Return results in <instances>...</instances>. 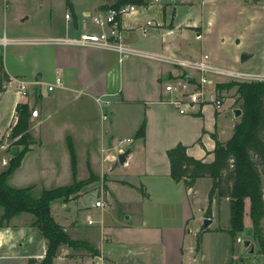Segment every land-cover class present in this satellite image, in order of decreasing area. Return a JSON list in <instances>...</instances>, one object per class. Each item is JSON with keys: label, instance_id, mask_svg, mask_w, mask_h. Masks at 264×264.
<instances>
[{"label": "crops", "instance_id": "crops-1", "mask_svg": "<svg viewBox=\"0 0 264 264\" xmlns=\"http://www.w3.org/2000/svg\"><path fill=\"white\" fill-rule=\"evenodd\" d=\"M211 1L214 0H206L205 3ZM113 2L91 0L79 4L72 0L70 20L65 19V13L62 22L56 23L50 19L40 28L23 29L19 33H15L16 27L7 24L5 15L2 16L0 41L7 38L9 42L6 45L0 44V58L9 81L0 95V172L6 170L9 160L21 150L7 143L6 137L16 123V107L26 103L31 115L36 112V116L32 115L29 119V134L34 144L31 151L26 153L21 166L8 179L9 186L18 189L32 187L34 196L36 182L46 180L50 186H54L42 188L41 193L44 189L66 186L61 185L64 180H71L70 185L73 180L68 152L70 141L76 155L77 182L88 180L92 175L95 182L104 184V194H109L113 201H121L114 198L119 190L129 191L132 193V201L146 208L145 211L134 213L135 216L128 213L122 223L106 221V214H109L106 211H97L95 220L87 216L86 221H83L87 228L82 230L78 238L89 242L98 256L93 257L82 250L74 255L66 246L68 251L62 253L63 246L53 264L64 260L69 264H151V255L157 252L162 254V251L166 252L167 260L162 259L158 264H183L182 257L180 260V256L173 252L184 248L185 233L194 230L195 237L200 240L197 231L203 219H211L213 225L215 218L218 219L217 208L220 205L229 206V203L212 198L209 205L208 194L212 185L208 178H199L190 189L175 183L170 176L167 151L183 145L188 157L211 163L214 160L215 138L220 143H226L232 138L235 126L243 121L245 100L236 90L231 98L224 96L225 91H219L223 100L221 109L214 108L212 103H201L192 107L190 113L179 114L172 102L180 93H192L196 89L197 73L178 68L170 61H196L208 55L212 66L254 74H264V66L262 73L250 71V68L237 70L238 65L234 64L245 66L254 56L251 36L246 35L245 30L240 31L239 27L236 29L231 25L223 24L221 29H213V4L206 11L209 14L203 25V7L198 2L186 3V9L191 14L183 18L176 17L178 5L175 0L172 2L171 14L168 13L169 7L163 6L161 0H144L143 6H135V12L121 20L123 43L132 50L127 56L95 47L55 46L46 43L57 37L74 39L84 31H97L89 17L107 10ZM22 13L17 22L21 26L29 19L28 12ZM192 13L195 15L190 19ZM147 22H151V25H147ZM245 22H249V19L246 18ZM248 30L257 32L264 29L258 24ZM202 39L217 42L222 47L220 49H226L227 52L239 49L238 54L235 53L237 56L234 64L220 60L216 55L211 56L210 53L194 55L190 46L197 41L201 43ZM235 40H238L237 44ZM263 48L264 45L260 52L262 56ZM188 77L190 82L186 80ZM57 79L60 80L59 86L55 85ZM17 82L25 83V98L17 94ZM48 85H55L53 92H48ZM168 85L174 86V91L167 92L165 87ZM236 109L240 111L239 117L233 115ZM143 122L144 137L139 138L136 132ZM78 145L79 149L83 147L82 154L86 159L84 176L79 168ZM57 148H60L62 154L61 161L54 153ZM122 149H130L124 164L130 170L127 181L112 179L108 174L110 167L105 166L104 155L109 156L112 150L119 153ZM40 153L43 154L42 163ZM93 154L96 162L100 161L96 169L90 162ZM86 188L75 200H59L50 205L54 221L76 240L68 225L73 214L84 209L88 213L96 211L94 205L86 206L84 200L96 192L87 194L92 188L91 185ZM198 188L207 194L206 209L202 207L203 204L197 206L200 194ZM244 201L243 218H248L245 231L249 232V201ZM153 202L169 207L170 210L161 217H151L148 210ZM124 204L125 207L130 206L127 201ZM107 205L111 207L109 203ZM208 207L209 214L206 217ZM31 220L30 214H22L11 219L9 227L0 229V250H12L16 245L30 249L25 258L0 259V264H27L29 258H43L46 242L39 230L31 227ZM88 220L92 221L91 225L87 223ZM211 225L207 231H210ZM187 226L189 229H186ZM76 227L80 228L78 223ZM229 228L230 223L226 228H218L213 232Z\"/></svg>", "mask_w": 264, "mask_h": 264}, {"label": "trees", "instance_id": "trees-1", "mask_svg": "<svg viewBox=\"0 0 264 264\" xmlns=\"http://www.w3.org/2000/svg\"><path fill=\"white\" fill-rule=\"evenodd\" d=\"M108 1V0H107ZM144 0H114L108 8H119L125 5L141 7ZM66 6L70 8L67 0ZM9 76L3 70L0 58V95L5 91V84ZM238 86L237 93L243 98V121L236 125L232 138L226 143H220L215 138L214 160L211 163L194 160L187 156L185 147L177 145L167 151L170 176L175 183H181L186 189L194 187L199 178L211 180L208 202L211 205L213 197L226 198L229 201L230 228L220 230L231 237L235 243L237 235L245 231L244 208L245 201H249V215L251 220V234L261 239L260 225L264 217L263 180L264 176V83L242 84L231 82L219 84L218 90L230 89ZM31 111L28 104H19L15 109V125L6 137L7 143L20 147L21 150L12 157L5 171L0 172V229L9 227L14 217L22 214L32 216L31 227L39 230L46 242L43 258H29L27 264H53L59 250L66 246L72 251H86L97 257L98 252L85 240H74L57 224L51 214V203L55 201L68 202L79 197L82 187L92 182L75 180L76 155L68 141V152L71 160L73 180L70 185L60 188L44 189L38 197L32 194V187L24 189L13 188L8 185V179L17 170L34 144L29 134ZM144 122L138 128L136 135L144 137ZM2 141L0 140V144ZM209 214V207L206 217ZM200 241V240H198ZM196 251H199L198 245Z\"/></svg>", "mask_w": 264, "mask_h": 264}, {"label": "rangeland", "instance_id": "rangeland-1", "mask_svg": "<svg viewBox=\"0 0 264 264\" xmlns=\"http://www.w3.org/2000/svg\"><path fill=\"white\" fill-rule=\"evenodd\" d=\"M69 3L72 0H68ZM79 4L87 3L91 0H75ZM93 1V0H92ZM174 0H161V4L163 6L166 5L168 8V13L171 14V8H172V2ZM177 2L178 8L175 11L176 17L183 18L188 17L190 12L187 11V5L186 3H201L202 8V21L203 25L206 24V20L208 17L207 9L208 7H214V28L215 30H219L222 28V25H231L230 27H236V29L239 27L240 31L245 30L246 35L249 34L251 36V39L253 41V49L254 56L251 57L245 66H242L240 64H234L235 57L237 56L235 53L238 54V51H235L233 49H230L228 52L226 49H220V44L215 43V41H206L201 40L195 42V44L191 45L192 52H194V55L197 54L201 55L203 53H210L211 56L216 55V57L220 60H224L226 62H230L235 65H238L237 70L245 71L246 68H250V71H254L256 73H262V67L264 66V59L261 61L260 59L264 56L261 52V48L264 45V30L261 31H249V28H254L258 24L260 25V28L264 29V0H214L211 1V3H205L206 0H175ZM179 2H183L184 4H180ZM67 0H0V22L2 21V16L5 15L7 24H10L11 26H15L17 30H15V33H19L23 31V29H33L34 27L40 28V26L44 25L45 22L49 21L50 19H53L56 23L62 22L64 20V14H70L69 13V7L66 6ZM210 4H213L212 6ZM242 4V5H241ZM181 5V7H180ZM185 6V7H183ZM206 7V9H205ZM67 9V10H66ZM28 12L29 19L24 22V25L17 24L19 18L23 13L22 12ZM195 14L192 13V17L190 19H193V16ZM7 16V17H6ZM26 16V15H24ZM23 16V17H24ZM177 18V20H178ZM246 18L249 19V22H245ZM21 19V18H20ZM248 23H251V25H248ZM252 23L255 25L253 26ZM263 25V26H262ZM21 26V27H19ZM215 40V38H213ZM193 43V41H191ZM182 46H184L182 44ZM264 53V48H263ZM210 62V59H209ZM179 68V67H178ZM181 68V67H180ZM182 69V68H181ZM191 72V71H189ZM233 82V81H231ZM181 82L176 84L179 86ZM236 83H242V82H236ZM257 81H249L248 83H242V84H256ZM230 84V83H226ZM219 86V85H218ZM238 86H233L230 89H224L222 91L224 92V96L231 98V95L234 90L238 91ZM32 116V115H31ZM130 142V141H129ZM83 147L77 149V153L79 154V168L81 171V175H86V159L83 153ZM87 150L89 148H86ZM98 150V148H96ZM126 149H122L124 151ZM121 152H117V150H112L110 152V155L107 156V154L104 155L105 160V166L108 168L110 167V172L108 173L112 179H120V180H128L130 177V170L127 165L121 166L118 163V155ZM55 155L58 156V158L61 161V151L60 148L54 150ZM109 154V153H108ZM40 156V163H42V157L43 154H39ZM46 155V154H45ZM53 155V153H51ZM98 158L100 157L99 154L97 155ZM92 167L96 169V166L99 165V160L96 162L95 156L93 154L91 160H90ZM263 180V195H264V176H262ZM96 180L93 178L92 182L84 187L81 190H86L88 186L91 185L92 191H88L87 194L91 192H96L97 195L101 196L103 195L104 202L106 203V207L103 209H96V211L92 213H88L86 209L78 211L75 215L71 217L70 221L68 222L70 225V233L73 235L74 238L80 237L82 234V230L86 229L87 225L83 223V221H86V218L89 215L93 217L95 220L97 216L95 214L100 211H106V213L109 212V214H106V221L108 222H120L122 223L123 220L128 216V213H132V216H135L134 213H140L141 211H145V206H141L140 204H136L134 201H132V193L129 191L119 190L115 195L114 198H118L121 201L115 202L111 198L109 194H103L105 193V187L104 184H100L99 182H95ZM71 182V180H64L61 181V185H68ZM17 183V182H16ZM14 183V185H17ZM37 184L34 196H39L42 188L48 187L51 184L46 181H40L36 182ZM54 185V184H52ZM204 186V184H203ZM202 186V188H203ZM54 187V186H50ZM201 188V187H200ZM199 190V195L197 198V206L202 205L206 209L207 207V194L203 193V191ZM115 198V199H116ZM216 199V197H213ZM96 199V193L89 194L87 198H84L86 202V206H92L94 204V201ZM219 202H228L229 201L226 198H219ZM108 201V202H107ZM130 204V206L125 207V202ZM111 205V208L109 205ZM152 207L149 208V215L151 217H161L162 215L166 214L170 208L165 207L163 205H159L155 202L152 203ZM222 204V203H221ZM1 211V210H0ZM172 212V209H171ZM175 213V212H174ZM218 213V219L215 218V221L213 225L210 227V231H205L201 234L200 241L197 240L195 237V232L192 230L190 233H185V243L183 249H176V253L173 252V254L179 255L180 260L182 257L183 264H264V217L261 221L260 225V235L262 236L261 239L256 238L254 235L251 234V230L249 232L244 231L243 233L238 234L236 241L234 244L231 242L230 236L227 235L225 232H213L214 230H218V228H226L229 223V206L220 205L217 208ZM244 226L248 220V218L244 217ZM80 228L76 227L77 223ZM192 227H194V224H192ZM186 229H189L188 226ZM76 240V239H74ZM80 240H83V238H80ZM243 240H249L254 244V252L253 255H249L247 253V249L244 250L241 242ZM86 241V240H85ZM195 245H198L199 251H196ZM193 246V248H192ZM191 247V248H189ZM195 249V250H194ZM30 249L26 246L19 247L15 246L12 247V250L9 249H2L0 250V259H12V258H25L26 255L29 254ZM68 251L67 248L64 246L62 249V253ZM72 254L78 255V253H81L79 251H72ZM162 259L165 261L167 260L166 252L162 251V254L160 252H157L153 255H151V264H158L162 262ZM104 262V261H103ZM107 262V259H106ZM108 263V262H107ZM106 263V264H107ZM59 264H69L67 260L61 261ZM88 264V262L84 263ZM105 264V263H104Z\"/></svg>", "mask_w": 264, "mask_h": 264}, {"label": "built area", "instance_id": "built-area-1", "mask_svg": "<svg viewBox=\"0 0 264 264\" xmlns=\"http://www.w3.org/2000/svg\"><path fill=\"white\" fill-rule=\"evenodd\" d=\"M158 0H155L157 2ZM136 7L133 5H125L119 8H108L94 13L89 18L93 25L98 29L92 33L82 32L74 39L69 37H57L56 39L48 40L46 43L50 45H64L69 47L80 48H99L103 50H112L118 53L120 56H127L132 53V50L126 47L123 43V32H121V20L129 14L134 13ZM65 19L70 20L71 16L65 14ZM147 25H151V22H147ZM9 42L7 38H3L0 41L1 45H6ZM172 65L181 67L185 71H191L197 73L196 89L192 93L179 94V96L172 102L176 107L179 114H188L192 107L201 103H212L214 108L221 109L223 106V100L219 96L218 85L233 82L254 81L258 83H264V74H254L239 71H227L215 67L210 64L209 56L203 55L201 59L196 61H170ZM60 80H56L55 85L59 86ZM55 85H48V92H53ZM16 92L22 98H25L27 91L25 83L17 82ZM174 86L168 85L165 87L167 92L174 91ZM32 115L36 116V112ZM129 143V141H127ZM104 194V193H103ZM94 208L103 209L106 207L103 195H97L94 201ZM92 224L91 220L87 222ZM99 264V263H98Z\"/></svg>", "mask_w": 264, "mask_h": 264}, {"label": "water", "instance_id": "water-1", "mask_svg": "<svg viewBox=\"0 0 264 264\" xmlns=\"http://www.w3.org/2000/svg\"><path fill=\"white\" fill-rule=\"evenodd\" d=\"M235 43H238V40H235ZM187 82H190V78L188 77ZM233 115H235V117H239L240 116V111L239 110H234L233 111ZM130 155V149H126L124 151H122L119 155H118V163L123 166L128 158V156ZM212 220L211 219H207L204 218L201 226L199 227L198 231H197V236L200 237L201 234L205 231H207V229L209 228V226L212 224ZM201 238V237H200ZM243 249L246 250L247 249V253H249V255H253L254 252V244H252L251 241L249 240H243L241 242Z\"/></svg>", "mask_w": 264, "mask_h": 264}]
</instances>
